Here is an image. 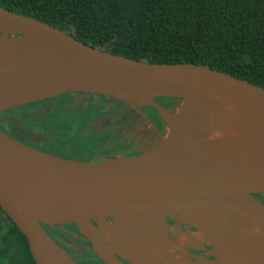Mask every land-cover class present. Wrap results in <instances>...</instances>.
<instances>
[{
  "label": "water",
  "instance_id": "obj_1",
  "mask_svg": "<svg viewBox=\"0 0 264 264\" xmlns=\"http://www.w3.org/2000/svg\"><path fill=\"white\" fill-rule=\"evenodd\" d=\"M0 24L11 32L0 37V61L35 45L53 52L51 67L30 85L0 84V114L69 93L144 102L160 116L168 110L155 98L178 100L162 141L136 154L65 157L0 131V209L23 235L34 264H76L42 227L72 224L104 264H166L163 242L172 240V217L199 236L195 249L211 257L187 253L180 263L264 264V246L246 252L238 238L264 219L257 197L264 194V88L204 64L113 54L1 6ZM206 89L258 126L194 155L189 145L205 133L211 114ZM98 215L117 220L122 256H105L94 245L89 228Z\"/></svg>",
  "mask_w": 264,
  "mask_h": 264
},
{
  "label": "trees",
  "instance_id": "obj_2",
  "mask_svg": "<svg viewBox=\"0 0 264 264\" xmlns=\"http://www.w3.org/2000/svg\"><path fill=\"white\" fill-rule=\"evenodd\" d=\"M0 6L113 54L147 62L204 64L264 88V0H0ZM155 100L165 109L178 103L168 97ZM149 114L162 122L156 110ZM46 122L54 131L41 149L89 157L92 147H85L86 153L79 147L85 144L83 139L92 143L79 134L81 123L68 132L56 116ZM0 264H34L23 235L1 209Z\"/></svg>",
  "mask_w": 264,
  "mask_h": 264
},
{
  "label": "bare ground",
  "instance_id": "obj_3",
  "mask_svg": "<svg viewBox=\"0 0 264 264\" xmlns=\"http://www.w3.org/2000/svg\"><path fill=\"white\" fill-rule=\"evenodd\" d=\"M1 32L11 33L0 24ZM52 56L53 52L48 47L35 45L16 54L7 61H0V84L30 85L51 67L53 63ZM202 94L206 97L207 104L211 108V114L205 133L199 140L189 145L192 154H205L237 141L257 128L258 124L242 109L231 103L220 101L211 89L203 90ZM170 219L171 223L167 228V236H170L172 240L164 239V259L166 264H182L180 259L188 257L187 253L189 252L186 250L188 248L195 249L199 246L200 239L181 220L173 217ZM92 224L93 226L89 228V232L97 250L109 257L113 255L122 256L117 220L98 215L92 219ZM238 238L246 252H252L263 247L264 219H255L250 226L238 234ZM176 247H182L185 254L182 252V254L176 253L174 250ZM206 255H209V253ZM49 258L52 259L51 254H49Z\"/></svg>",
  "mask_w": 264,
  "mask_h": 264
},
{
  "label": "rangeland",
  "instance_id": "obj_4",
  "mask_svg": "<svg viewBox=\"0 0 264 264\" xmlns=\"http://www.w3.org/2000/svg\"><path fill=\"white\" fill-rule=\"evenodd\" d=\"M4 35L5 34L3 32L0 33V37H3ZM65 95L67 96V98ZM61 97L66 98L67 100L66 102L67 105L58 107L61 109V111H62V108H70L71 110L74 108L72 106H78V105H81L89 101L92 103L97 102L99 104H102L104 107H106L105 109H103L104 111L103 114L94 116L92 118V128L95 130V134H98V135L103 134V136L100 137V140L97 141L98 143L96 144V146L94 145L92 146L93 148L90 149L91 152L95 150L96 152L95 155H101L98 153L103 154L104 152H108V151L110 152L111 150H113L112 153L116 154L115 151L117 150L118 147H116L115 143L121 137L128 139L129 142H133L136 145L137 150H140V151H143V150L145 151L147 149L157 146L164 138L168 125H169V119L173 116L174 111L176 109V105L171 106L169 109H167L168 112L160 116L162 120L161 129H156L150 124H148L140 115V111L142 109L144 111L146 110L148 111L149 107L151 108L150 105L144 102H140V104L139 102L138 103H128V104L127 103L112 104V103H109L108 101L100 100V98L98 99L96 95H93V94L89 95L85 93H74V94H69V95L62 94ZM58 104L59 102L57 101V99H53L49 101L48 103H46L45 105H43V108L45 107V110L49 111V110L56 108ZM21 107L22 106H13V107H10L8 110H12L13 108H21ZM26 112L28 116L25 119H20L19 117H17V114H14V113H12L11 115L10 113H7L5 115L6 118H8L10 121L13 122L15 126V128L13 129L14 133L18 135H25V136L35 138L36 140H38V142L42 144L45 142H49L52 138L48 134L46 135L45 134L46 132L43 133L40 131L39 134H33L30 131V127L34 129H39L40 127L39 122L32 121L35 116L33 112V107L32 108L28 107ZM128 118H131L133 120L131 124L130 122H128ZM0 129L3 130L2 128ZM43 129L47 131L50 130L49 127H43ZM99 131H102V132L99 134ZM58 145H63V143L58 144ZM52 147L56 148V143H54ZM79 147L82 153H86L84 148L91 147V145L89 146L88 143H85V144L82 143V145H80ZM45 150L47 151L48 149H45ZM49 151L54 152L52 149ZM82 236L83 235H81L77 231V233H75L73 238L83 243L84 241L82 239ZM72 247L76 248V246H72ZM174 250L178 254L183 253L181 248L179 247H176ZM186 251H189L191 253H196L197 255L199 254L198 256H202L204 258H206L205 256H207L206 255L207 252L204 253L198 249L188 248Z\"/></svg>",
  "mask_w": 264,
  "mask_h": 264
},
{
  "label": "flooded vegetation",
  "instance_id": "obj_5",
  "mask_svg": "<svg viewBox=\"0 0 264 264\" xmlns=\"http://www.w3.org/2000/svg\"><path fill=\"white\" fill-rule=\"evenodd\" d=\"M69 94H74V93H69ZM69 94H67V95H69ZM85 94H89V93H85ZM89 95H91V94H89ZM59 96L60 95L55 96V97H50V99H48V100L41 99V100L33 101L30 103H26V104L16 105V106H22L21 108H13L12 110H8L9 109L8 108V109L4 110L0 114V128H2L4 131L1 129H0V131H2L5 134L12 136L13 138L17 139L18 141H21L25 144H28V145H31V146H34L37 148L39 147L40 149L43 148L44 146H46V144L48 142L43 143V144H45L43 146V144L38 142V140H36L35 138L25 136V135H18L16 133H14L13 129L15 128V126H14L13 122L5 117V115L7 113H10V115L12 113H14V114H17V117H19L20 119H25L28 116L27 112H26L27 108L33 107V112H34L35 116H34V119L32 121H37L40 123L39 129H34V128L30 127V131L33 134H39V132L41 131L43 133L46 132L45 134L46 135L48 134L50 136V133L53 132L54 129L51 127V125H49V123L46 122V119H47V117H50V116H56V117H58V119L62 125L67 126L66 129H68V132H71L76 126L80 125L79 123H81V125L79 127V134L80 135L86 134L88 137H90V140L92 141V143H88V142H86L87 140H84V139H83V141L85 143H88L89 146L91 145V147L94 145L96 146V144L98 143L97 141L100 140V137L103 136V134H100L102 131H99L100 135L95 134V130L92 128V118L94 116L103 114L104 113L103 109H105L106 107H104L102 104H99L97 102L92 103L89 101V102H85V103L78 105V106H72L74 108L71 110H70V108H62V111H61V109L58 107L67 105V103H66L67 102V100H66L67 96L65 95L66 98H62L61 96H60L61 97L60 98ZM96 96L98 97V95H96ZM99 98L100 97H98V99ZM53 99H57V101L59 102L57 107L52 109V110H49V111L45 110V107L43 108V105H45L46 103H48L49 101H51ZM63 100H65V102H62ZM100 100L108 101L109 103L115 104L108 99H101L100 98ZM151 109H154V108L149 107L148 111L147 110L144 111L142 109L140 111V115L148 124H150L151 126H153L156 129H161L162 122H160V120H156V118L154 116H151L149 114V111ZM132 121L133 120L131 118H128V122H130V124L132 123ZM43 127H49L50 130L47 131V130L43 129ZM63 130H65V129H63ZM115 144H116V147H118L117 150L115 151L116 154H136V153L144 152V150L143 151L137 150L136 145L133 142H129L128 139L123 138V137H121ZM69 151L72 152L73 150H69ZM112 152H113V150H111L110 152L109 151L104 152L103 154L102 153H98V154L115 155V153H112ZM95 153H96L95 150H93L92 152H89L88 153L89 157L100 156V155H95ZM76 157H80V156L78 154H76ZM257 197L264 203V194H260ZM170 221H171V219H170ZM69 226L70 225L56 226V229L53 231L54 233H51V232L49 233V231L47 233L61 247H63V249L66 251V253H68V255L70 257H73L76 260H78V264H104L92 252L90 245H89V242L85 237L82 236V239L84 241L83 243L76 240L75 238H73V236L75 235V233H77V231H76L75 226H74V228H70L71 226L70 227ZM56 230H58V231H56ZM72 246H76V248H73ZM198 250H200V249H198ZM202 252H204V251H202ZM189 253H191V252H189ZM204 253H206V252H204ZM191 254L195 255L196 253H191ZM205 257L211 258L209 255H207ZM124 264H126V263L124 262Z\"/></svg>",
  "mask_w": 264,
  "mask_h": 264
}]
</instances>
